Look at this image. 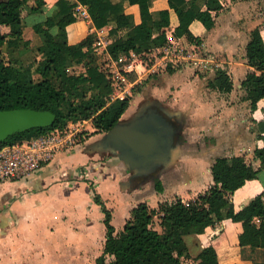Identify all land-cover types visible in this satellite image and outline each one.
<instances>
[{"label": "trees", "instance_id": "16d2710c", "mask_svg": "<svg viewBox=\"0 0 264 264\" xmlns=\"http://www.w3.org/2000/svg\"><path fill=\"white\" fill-rule=\"evenodd\" d=\"M28 2L0 0V112L51 111L56 122L52 127L17 133L1 143L0 148L64 128L70 121L92 120L99 132H108L130 107L131 98L109 101L112 86L102 61L91 51L96 35L79 39L86 31V22L76 14L79 4L87 8L95 28H110L109 35L114 41L108 51L112 58L132 51L150 53L164 47L171 38L185 37L192 45L201 46L202 36L191 30L192 24L200 22L206 31H211L217 14L224 9L222 0H168L170 9L159 11H152L154 0H60L55 15L35 25L36 32L44 38L36 50L41 59L23 65L20 52L23 55L31 44L24 38L22 15ZM36 2L33 12L40 10L44 0ZM171 10L178 17L176 27L172 25ZM246 59L250 70L242 87L255 111L264 100V36L260 26L250 33ZM79 66L84 72L75 71ZM208 86L231 93L234 82L228 71L220 69ZM259 138L264 142V135ZM255 155L260 167L248 163L245 157L217 159L212 166L214 184L206 192L188 203L176 199L162 202L157 208L140 203L119 232L112 224V211L91 182L94 201L105 215L106 227L104 249L95 264H184L191 258L185 237L203 234L208 227L227 219L242 223L240 246L264 249V192L239 211L233 202L235 192L248 181L258 179L264 170V146ZM156 188L159 192L164 190L160 181L156 182ZM156 220L161 230L156 229ZM196 259L197 264H219L212 246L206 247Z\"/></svg>", "mask_w": 264, "mask_h": 264}, {"label": "crops", "instance_id": "0c3cea01", "mask_svg": "<svg viewBox=\"0 0 264 264\" xmlns=\"http://www.w3.org/2000/svg\"><path fill=\"white\" fill-rule=\"evenodd\" d=\"M36 1L29 0L23 9L22 15L27 22L25 27L30 28L28 35L24 31V38L32 43V40L36 41L38 37L44 43V38L36 32L35 25L54 16L60 0H44L40 10L33 12L31 9L37 7ZM222 2L224 9L217 14L216 25L211 31H206L197 21L192 24L191 30L202 36L201 48L204 52L218 57H221V54L217 55L218 52L223 54L225 67L234 82L233 91L221 93L210 89L208 85L212 75L198 73L191 68L171 69L172 71L151 77L152 81L144 91V97L131 100L134 103H130L120 122L128 124L148 110L170 115L178 126V133L177 143L169 161L156 176L142 178L138 176L137 170L131 169L121 160L119 151L107 144V132L101 131L91 134L74 153H60L50 166L19 184L20 189L28 193L25 195L27 201L36 200L46 204L41 208H44L46 214L50 212L48 215L51 221L48 219V224L42 226H16V231H26L28 234L10 243L16 242L17 248L22 244L24 248L31 246L29 250L27 248V252L20 249L13 251L18 261L22 256L37 252V243L49 249L47 257L51 260L53 254L50 252L53 253L52 249L58 247L54 241L57 233L67 226L77 229L71 224L67 225L69 222L59 221L60 216H75L74 212L78 211L76 204L69 202V208L63 211H54L53 208L57 197H62L63 194L67 196L65 198L71 197V189H76L79 185L88 187L92 182L106 204H109L112 198L115 200L116 204L107 207L112 211V224L116 232H119L131 217L132 210L140 203H147L153 208H157L162 202H172L176 199L188 203L206 192L214 184L212 166L219 158L245 157L248 163L260 167L261 162L255 151L264 146L263 140L259 138L260 134L264 135V100L252 111L242 82L250 70L246 59L250 33L260 26L264 36V0ZM125 7L129 8V4L125 3ZM164 9H170L168 0H154L152 11ZM36 14L44 15L45 19L34 24L31 18ZM171 21L174 27L179 24L178 17L172 10ZM85 27L86 31L79 39H84L89 34L90 25L85 23ZM180 41L188 42L185 37ZM157 181L162 183L163 192L157 190ZM263 192L264 170L259 173L258 179L248 181L235 192L233 202L236 211L247 206ZM92 196L94 199V194ZM32 205L37 206L34 203ZM93 207L100 206L95 203ZM79 212L81 221L88 222V215L80 210ZM118 213L123 215V218L120 224L116 225ZM156 229L161 230L159 220H156ZM38 231H43L41 236H38ZM242 232V223L227 219L208 227L203 234L186 236L191 258L185 260L184 264H197L196 258L209 246L215 248L219 264H264V249L240 246L239 237ZM8 241L6 240V243ZM105 241V226L97 232H93L91 228L76 245H79L76 247L79 251L65 258H61V253L58 255L64 264L82 263L88 260L90 250L99 242L104 249ZM70 246L75 247L73 244ZM3 248L2 245L0 254L3 259L6 258L5 264H9L8 246L5 250ZM38 255L35 254L34 258H38Z\"/></svg>", "mask_w": 264, "mask_h": 264}, {"label": "built area", "instance_id": "2783aa9c", "mask_svg": "<svg viewBox=\"0 0 264 264\" xmlns=\"http://www.w3.org/2000/svg\"><path fill=\"white\" fill-rule=\"evenodd\" d=\"M76 14L78 19L90 25L89 34L96 35L91 51L102 61L103 70L112 86L110 102L131 98L134 90L144 81L170 68H191L212 77L220 69L227 71L226 62L221 57L204 52L201 46L181 42V38H171L164 47L150 53L132 51L112 58L108 51L114 41L109 35L110 28H95L87 8L81 4L77 6ZM86 125H90V129ZM95 132L99 130L92 120L70 121L64 128H56L30 140L1 147L0 181L31 179L50 166L60 153H73Z\"/></svg>", "mask_w": 264, "mask_h": 264}, {"label": "rangeland", "instance_id": "374dc122", "mask_svg": "<svg viewBox=\"0 0 264 264\" xmlns=\"http://www.w3.org/2000/svg\"><path fill=\"white\" fill-rule=\"evenodd\" d=\"M45 19L44 15L36 14L34 15L31 20L33 23H37L39 21H43ZM27 25V22H25ZM29 27H25V34L28 35L30 30ZM43 42L40 40V38L36 37V41L32 40V43L30 44V47L23 51V55L20 52V60L23 63V65H30L37 63L41 57L36 52L37 48L41 46ZM210 53V52H209ZM222 57V53L218 52L217 55ZM222 60L223 57L221 58ZM75 71L77 73L84 72V68L79 66L76 67ZM36 79H39V76L36 75ZM152 81V78H150L147 81H144L143 84H141L138 88H136L132 94L131 100H133L136 97L143 98L144 97V91H146ZM147 95H145L146 97ZM134 103V101L131 102V105ZM176 123V122H175ZM87 128L90 129V125H86ZM74 153V152H73ZM23 183V181L17 182H2L0 181V251L2 249V245L5 247L8 246L9 252V264H64V262L61 261V258H65V256L72 255L73 252H76L78 249L76 247L77 244H79L80 239L82 236H86L87 231H90L92 228L93 232L100 231L102 229V226L104 227V221H103V212L100 207L95 208L93 205L95 204V201L93 199V189L91 185L88 187L84 185H79L77 188L71 189V193L73 192V195L69 198H65V194H63L62 197L56 198V204L53 208L54 211H63V209L67 210L69 208L68 203H74L77 205L78 211L74 212L75 216H60L59 221L63 220L64 222H69L67 225L74 226L77 229H74L73 227L70 228L67 226V228H63L60 232L57 233L56 237L54 238L55 243L58 245L56 249H52V252L50 254H53V258L51 260L48 259V248L41 246L39 243H37L35 250L37 252H34L33 254H30V256H22L20 257V260L18 261L14 255L15 253L13 251H16L17 249H20L21 251H26L27 248H31V246L23 247V244L20 248H17V243L13 242L10 243V241H13L14 239H21L20 237H24V235H27L28 233L26 231H16V226L19 225H26V227L36 225H44L48 224L49 213L46 214L44 211L45 205L43 203L38 202L36 200H26L25 195L28 193L25 192L23 189H20L19 184ZM102 189V188H101ZM100 193V192H99ZM107 195V194H106ZM79 198H76V197ZM75 197V198H74ZM113 197V195L111 196ZM70 199V200H69ZM37 204L36 207H33L32 204ZM106 204V203H105ZM115 203V200L112 198V201L109 202V204H106V206H113ZM48 205V203H47ZM80 211L82 213L88 215V222L86 220L81 221L82 218L78 215H80ZM35 211V212H34ZM53 213H51L52 215ZM70 214V213H69ZM123 215L116 214V225H119L122 221ZM53 219V218H52ZM69 220V221H68ZM64 226V225H63ZM80 229V231L78 230ZM8 230V231H6ZM41 232H37L38 236H41ZM90 233V232H89ZM33 235V234H32ZM23 239V238H22ZM6 240H9L6 243ZM54 243V242H53ZM71 244L75 245V247L70 246ZM102 243L99 242L96 247H93L92 250H90L89 258L88 260L78 263V264H95L96 258L98 255L102 253L103 247L101 245ZM7 249V248H6ZM80 250V249H79ZM78 250V251H79ZM27 252V251H26ZM32 253V252H30ZM39 253V255H38ZM62 254L63 257H59L58 254ZM38 255L34 258V255ZM7 255V256H8ZM4 256V255H3ZM6 256V255H5ZM47 257V258H46ZM55 259V261H53ZM95 260V261H94ZM6 263V258L3 259V257L0 254V264ZM94 262V263H93Z\"/></svg>", "mask_w": 264, "mask_h": 264}, {"label": "water", "instance_id": "95a60500", "mask_svg": "<svg viewBox=\"0 0 264 264\" xmlns=\"http://www.w3.org/2000/svg\"><path fill=\"white\" fill-rule=\"evenodd\" d=\"M51 111L15 109L0 112V144L17 133L52 127ZM178 126L163 112L146 111L134 121L119 122L107 132L106 142L120 152L121 160L142 178L154 177L169 161L176 146Z\"/></svg>", "mask_w": 264, "mask_h": 264}]
</instances>
